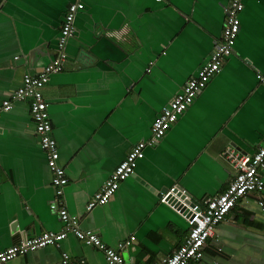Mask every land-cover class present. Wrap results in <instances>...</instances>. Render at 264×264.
<instances>
[{"label": "crops", "instance_id": "0c3cea01", "mask_svg": "<svg viewBox=\"0 0 264 264\" xmlns=\"http://www.w3.org/2000/svg\"><path fill=\"white\" fill-rule=\"evenodd\" d=\"M83 2L68 60L43 88L69 182L64 199L81 228L96 231L132 264H159L185 241L189 224L167 204L175 184L194 202L222 193L235 178L228 146L253 154L264 144V0H243L234 53L109 202L87 205L162 108L209 60L230 0H0V103L27 74L57 56L68 6ZM264 175V172H263ZM30 101L0 117V251L63 222ZM108 264L74 234L0 264ZM195 264V263H192ZM199 264H264V218L257 195L243 198L221 222Z\"/></svg>", "mask_w": 264, "mask_h": 264}, {"label": "built area", "instance_id": "2783aa9c", "mask_svg": "<svg viewBox=\"0 0 264 264\" xmlns=\"http://www.w3.org/2000/svg\"><path fill=\"white\" fill-rule=\"evenodd\" d=\"M83 2H74L68 6L57 41V56L46 65L38 75L27 74L22 86L14 90L8 98L0 103V117L10 111L14 103L30 101L32 118L35 123L39 144L46 153L48 166L52 173V185L57 200L51 204L64 226L61 231H46L26 238L19 244L0 251V263L9 262L20 255L34 252L53 245L61 248L62 241L74 234L80 241L96 247L105 255L108 264H132L126 261L121 250L131 246L135 236L121 241L117 247L106 244L93 230H84L80 218L69 212L64 194L69 179L65 168L60 164L58 142L53 136V122L49 112V103L44 98L43 88L52 74L60 73L68 60L67 46L74 35L75 19L84 9ZM243 0H230L225 8V21L221 38L216 42L209 60L193 75L170 102L164 106L153 121L151 134L147 140L137 142L126 158L115 168L102 188L97 191L87 205L88 211L102 206L117 192L120 183L134 174L138 162L144 158L145 149L153 146L167 134L180 116L193 104L195 98L207 87L213 76L218 74L225 61L234 53V48L241 27L240 14L244 10ZM264 83V75L257 74ZM225 159L233 166L236 175L228 187L220 194L208 197L202 202H194L189 192L175 184L162 193L161 202L170 206L189 224V231L184 243L159 264H199L205 255V248L210 238L214 237L216 227L227 219L240 201L250 194L257 195V202L264 218V144L253 154L243 153L234 146H228L223 152ZM62 264H85L84 261L72 263L70 255L63 253Z\"/></svg>", "mask_w": 264, "mask_h": 264}]
</instances>
